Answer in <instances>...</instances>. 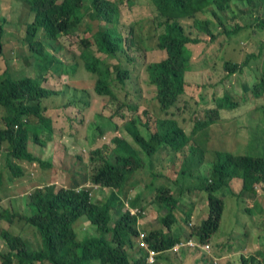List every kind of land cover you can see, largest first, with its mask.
Wrapping results in <instances>:
<instances>
[{
	"label": "trees",
	"instance_id": "trees-1",
	"mask_svg": "<svg viewBox=\"0 0 264 264\" xmlns=\"http://www.w3.org/2000/svg\"><path fill=\"white\" fill-rule=\"evenodd\" d=\"M15 1L23 2L30 7L32 18L25 26V41L31 51L28 58L39 66L34 65L37 76L26 75L16 78L9 67L0 74V109L4 111L0 124V156L2 154L5 157L2 159L3 163L0 161V219L10 223L16 217L24 219L36 229L40 243L39 246H34L29 240L2 229L0 237L3 238L7 249L4 252L0 251V264H149L147 249L138 244L141 239L147 241L151 247L161 250L172 246L179 238L156 229L148 233L142 231L139 219L143 217L144 191L136 189L140 184L135 175L148 167V163L162 161L167 155L168 159L161 165H164V162H171L173 167L175 161L173 158L182 154L184 157L181 166L176 170L177 175L185 176L187 171L185 168L188 166L191 167L193 174L197 173L202 177L195 189L207 196L206 218L198 225H189L191 230L188 234V237L192 236L202 243L209 242L212 245V237L220 227L225 210L221 190L231 188L232 182L239 179L242 181V194L247 192L248 195H257L260 192L264 194V154L216 150L214 160L207 165L208 174H202L203 171L199 169L205 153L208 152L207 146L201 147L199 137L203 136L209 141L208 131L214 124L222 121L221 113L238 107V101H235L228 92L215 94L212 100L214 108L203 109V115H197V111L191 125H186L188 126L186 128L180 126L178 120L166 119L163 116L156 118L152 115L151 117L155 119L144 123L142 116L135 114L139 106L129 104L127 101L118 103L117 101L122 99L116 90L117 87L121 92L131 89V73L128 67L123 66L120 54L125 52V47L131 50L130 48L136 45V35L140 52L152 51L154 48L165 52L163 59L150 62L145 66V71L148 75L147 83L154 86L160 111L163 115H168V111L177 105L189 86L186 77L193 67L192 50L189 45L202 43L203 40L199 36L201 34L208 36L209 43H214L223 34L232 38L246 29L264 32V0H239L244 1L248 7L246 11L239 10L238 13H233L230 18L225 16V12L232 8L236 0H150L155 16L154 13L147 17L144 15L138 18L139 20L133 19L130 25H125L121 21L123 13L121 6L126 4L129 5L128 9L133 7L136 4L133 0ZM246 16L254 20L242 25ZM148 20L152 23L151 32L156 39V46L148 44L152 37H144V30L139 26ZM214 21L219 24L218 29L214 27ZM79 28H85L84 32L87 34L84 39L80 38L82 50L79 57L85 70L96 76V94L109 97L110 102L115 103L120 110L127 107L130 109L127 112L131 115L129 117L127 113L120 115L119 110L111 113V108L105 107L104 111L114 121L111 122L124 133L122 136L113 137L112 147L105 146L92 151L91 160L99 162L92 167L93 174L88 177V171L74 173L75 169L72 168V175L81 177L70 176L73 180H70L67 186L53 181L45 182L42 187L26 192V195L19 191L17 192L21 194L19 204L24 200L25 204L21 205L26 206V212L13 211L10 206L2 204V200L5 199L2 190L6 185L10 189L11 181L24 175L25 170L17 161H39L43 168H48L52 172L55 166L54 171L62 175L58 166L59 160L53 156L57 154L56 146L48 143L55 134L53 118L45 114L48 108L42 104L45 99H51L53 96H66L68 91L53 90L45 86L48 80L46 75L44 77L45 63L54 62V67H59L53 68L54 74L62 73L65 66L63 53L60 54V59L54 58L49 53L52 48H48L47 44L59 42L61 38L77 32ZM122 28L127 32V38L118 31ZM2 29L3 26H0L1 34ZM94 46L102 56L95 53ZM1 51L0 43V53ZM106 57L117 60L116 64L112 66L107 63ZM253 57L255 55H247L242 62L227 60L224 68L228 75L225 77L243 72ZM134 58L130 61H134ZM71 63L68 67L70 72L74 73L78 63ZM202 87L205 85H197L198 89ZM253 93L255 97L264 96V70L260 83L254 85ZM75 99L70 98L66 107H78ZM200 99L204 103L202 96ZM84 105L88 104L84 102ZM144 112L149 115V111ZM154 122L158 125L157 129L151 128ZM142 127H145L146 132H151L148 138L142 133ZM60 130L63 131L62 128ZM98 132L101 136L106 134L101 128H98ZM31 140L35 145L45 147L47 160L35 158L29 152ZM251 144L249 141L247 146L255 149ZM61 150L66 151L65 148ZM151 173L152 180L145 184L146 187L155 186V181L165 175L164 172L155 169H152ZM89 179L92 185H88ZM179 179L180 177L174 180L176 185ZM62 180L64 181V178ZM94 185L110 189L109 195L103 200H93ZM177 187L179 196L170 195L171 188L163 184L154 187L156 188L154 197L158 204L168 210L160 217L162 228H172L177 221L175 207L179 204L182 193L188 189L181 183ZM134 188L137 192L131 198L129 206L126 203L128 206L126 207L121 194L127 196L128 191ZM13 199L15 198L9 197V201L12 202ZM83 218H86L90 227L83 226L78 229L77 224L82 222ZM83 230L85 232H80ZM244 256L242 259L246 264L264 263V252L261 250L247 260ZM153 264H160L157 258Z\"/></svg>",
	"mask_w": 264,
	"mask_h": 264
},
{
	"label": "rangeland",
	"instance_id": "rangeland-1",
	"mask_svg": "<svg viewBox=\"0 0 264 264\" xmlns=\"http://www.w3.org/2000/svg\"><path fill=\"white\" fill-rule=\"evenodd\" d=\"M133 1L136 4L129 9V5L125 4L121 6L123 10L121 21L123 24L130 25L133 19L139 20L144 15L147 17L150 16L149 14L154 13L155 16L154 7L153 5L151 6L150 0ZM247 7L244 1L236 0L233 2L232 8L225 12V16L230 18L233 13H238L239 10L246 11ZM225 16H223L224 20ZM246 17L242 23L240 22L242 25H247L254 20L250 16ZM31 18L30 7L23 2L0 0V26H3L2 34L0 32V43L2 45V51L0 53V74L9 67L12 75L16 78H21L26 75L37 76L35 66L38 67L39 65L34 60L31 59L30 61L28 58L31 51L25 41V26ZM2 20H5V22L3 23ZM214 24V27L218 29L219 24L216 21H214ZM139 26L144 30V37H152L148 41V44L150 46H156V39L153 38L151 32V21L148 20L140 23ZM230 27H233V25H230ZM84 29L79 28L77 32L61 38L59 42H48L47 44L48 48H52L49 53L54 58L60 59V54L63 53V64L65 66L62 73L54 74L53 68L58 69L59 67H54V62H46L44 77L46 75L48 80L45 86L53 90L68 91L66 96H53L51 99H45L42 104L48 108L45 114L53 118V127L57 130L63 129V131L55 132L54 137H51L52 139H49L48 142L51 146H56L57 154L53 156L56 160H59L60 165L58 166H60L59 169L62 171V175H60V172L54 171L55 166L52 172L48 168H43L39 161H17L23 166L25 170L24 175L11 181L9 185L12 191H9L10 189L7 188L8 185L2 190V193L5 194V199L2 200V204L4 206H10L13 211L19 210L23 213L26 212V206L21 205L25 204L24 200L23 202L21 200L19 204V196L21 195L17 193L19 191H22L23 194L28 191L32 192L36 187H42L46 184L45 182L53 181L59 182V185L67 186L69 181L73 180L72 177H81L72 175V168L75 169L74 173L83 170L88 171V177H90L94 172V168L92 167L99 164L96 160H91L92 151L105 146L112 147L111 142L113 137L118 135L122 136L124 133L123 130H118L111 122L113 120L104 111V108L109 106L111 113L115 112L114 110H119L118 114L126 115L127 113L128 117L131 115L130 112H127L130 109L128 110L127 107H123L120 110L115 103L110 102L109 97H102L96 94V76H93L85 70L84 64L79 57L82 50L80 38L84 39V37H87ZM118 31L123 37H128L124 28ZM199 36L203 40L202 43L189 45V48L192 50L193 66L192 71L187 73L186 77L189 86L184 96L180 97L177 105L168 111V115H163L160 111L154 86L147 83L148 75L145 71V66L150 62L163 59L165 52L157 48L144 53L140 52L139 41L136 35V45L131 47V50L125 47V52L120 54V60L123 66L128 67L131 73V89H126L121 92L117 87L116 90L119 98L122 99L121 101H117L118 103L127 101L129 104L139 106L135 114L142 116L144 123L155 119L151 117L154 115L156 118L158 116H163L166 119L174 118L178 120L179 125L182 127L191 125V120L197 111V115H203V109H207V107L214 108L212 100L215 94L221 95L223 92H228L230 96H233L234 100L238 101V107L221 113L223 116L222 121L214 124L208 131L209 141L203 136L199 137V141L202 144L201 147L207 146L208 148V152L205 153L199 169L203 171L202 174L207 175V165L211 164V161L214 160V151L216 150L231 153L249 151L252 154H264V96L262 98L255 97L253 93L254 85L260 83L264 70V32H255L252 29H246L232 38L223 34L214 43H209V38L205 34ZM93 50H95L97 55L102 56V54L97 52L95 46ZM251 54L255 55V57L250 60L249 65L243 72H237L225 77L228 75V72L224 68L227 60L242 62L246 59L247 55ZM135 55H138L136 59L134 58ZM131 58H134V61H130ZM105 59L112 66L117 62V60L110 57H106ZM71 62L78 63L74 73H71L68 67V65L72 64ZM220 83H222V86H220ZM197 85H205V87L198 89ZM74 89L78 90L77 93L74 92ZM81 90L86 92L83 93ZM201 96L204 98V103L200 101ZM70 98H76L75 101L79 106L66 107ZM84 102L88 105H84ZM144 111H149V115ZM3 113L4 111L0 109V124L3 121ZM157 127L158 125L154 122L151 128L157 129ZM98 128L104 130L106 134L101 136ZM141 131L145 137H149L151 134V132H146L145 127H142ZM249 141L258 150L250 149L247 146ZM62 148H65L66 151L61 150ZM29 152L35 158L47 160L46 155H44V148L35 145L32 140L29 144ZM158 154L162 153L158 152ZM167 157H164L162 161L156 160L148 163V167L143 168L135 175V179L140 184L136 189L138 191H144L143 217L156 220L160 213L166 214L168 211L166 208H162L159 212L158 207L160 205L154 197L156 192L155 186L163 184L171 188L169 191L170 195L179 196V188L177 186L181 183L190 190L186 189L182 193L179 204L175 207V214L178 217V222L176 223L177 225L183 224L186 227H189V225L193 226V223L198 225L206 218L207 210L206 194L203 192L199 193L195 189V186L199 184L202 177L197 175V173L193 174V171L190 170L191 167L188 166L185 168L187 170L185 176L177 175L176 170L181 166L184 155L179 154V157L176 155V158H173L175 160L173 167H171V162L166 163V165L164 162V165H161L163 161L168 159ZM4 158L1 154L0 161L2 163V159ZM169 158L171 160V155H169ZM152 169L164 172L165 175L155 181V186L146 187L145 184H148L152 180ZM60 176L61 178H59ZM178 177L180 179L178 185H176L174 180ZM63 178L64 181L62 180ZM87 183L88 185H92L91 179ZM109 190L100 185H94L92 199L103 200L109 195ZM137 190L135 188L133 190L130 189L127 196H125L126 194H121L122 198L125 199V204L127 203L129 206L130 200L134 197ZM221 196L225 201V210L220 227L212 237L214 253L219 257V262L217 263L246 264L242 256L245 255L244 257L247 260L257 251L261 250V252H264V210H262L264 207V194L261 192L257 195H248V192L242 194L241 182L235 179L232 182L231 188L226 187L221 190ZM9 197L15 198L13 199L14 201H9ZM21 197L23 199L24 195ZM127 204L126 207H128ZM188 215L190 219H188ZM142 218L140 219L142 220ZM88 224L86 218H83L82 222L77 224V228L80 229L83 226L89 228L90 224ZM2 229H7L13 234L29 240L34 246H39L40 236L38 232L32 225L26 223L24 219L16 217L12 223L0 219V233ZM84 230L80 232L83 233L85 232ZM82 233H80V236H82ZM244 242H247V244H243ZM6 249L7 245L3 238L0 237V251L4 252ZM182 252L180 255L186 259L188 252ZM195 252L198 260L193 261L190 258L187 261L180 260L173 264H204L206 261H210L209 263L216 262V259L214 260L212 257L208 259L210 254L203 258L199 251ZM178 258H181V256H174L173 260L175 261ZM247 264L250 263L247 262Z\"/></svg>",
	"mask_w": 264,
	"mask_h": 264
},
{
	"label": "crops",
	"instance_id": "crops-1",
	"mask_svg": "<svg viewBox=\"0 0 264 264\" xmlns=\"http://www.w3.org/2000/svg\"><path fill=\"white\" fill-rule=\"evenodd\" d=\"M58 130L57 129H55V132H57ZM60 131V130H59ZM46 153H45V147H44V155H45ZM166 163L167 162H165V165H166ZM239 180V179H238ZM240 182H241V187H242V181L241 180H239ZM179 201H180V199H179ZM158 208H162V205H160ZM132 210H135V209H132ZM159 212H160V209H159ZM163 214H159L158 215V217L156 218V220H150V218L148 217V218H145V217H143L142 218V220L141 219H139V224H140V228L141 229H143L142 231H145V232H150V231H152V230H159V231H163V233H165V234H167V235H172V236H175V237H177V238H179V240H181V239H187V238H189L188 237V233L190 232V228L187 226H183V224H180V225H177V223L176 222H178V217H177V215H176V217H177V221L175 222V225L173 226L172 225V228L170 227H168V228H166V227H161L162 226V223H161V219H160V217L162 216ZM192 220V219H191ZM193 221V220H192ZM194 222V221H193ZM190 224H192V223H190ZM193 225H195V223H193ZM188 230H189V232H188ZM246 241H248V240H246ZM251 243V242H250ZM139 246H140V241H139ZM211 244V243H210ZM243 244H247V242H244ZM141 247V246H140ZM215 250H217L216 248H215ZM188 252L186 255V259H184L183 258V256L182 255H180L181 254V252ZM181 252H173L172 250H171V246L170 247H168V248H165V249H161V250H159V253H158V255H157V259H158V262L160 263V264H169V263H177L176 261H180V260H182V261H187V260H189L190 258L193 260V261H196V260H198V256H196V252L195 251H199L200 253H201V255L203 256V258H205V256L206 255H209L208 256V259H210L211 257L212 258H214V260L216 259V261L217 262H219V260H218V256H216L215 255V253H214V247H213V243H212V245H211V251L209 252V253H205L204 251H202L200 248H184L183 250H182ZM182 252V253H183ZM177 255H179V256H181V258H178L177 260H173V258H174V256H176L177 257ZM203 258H201V260L203 259ZM210 262V261H209ZM201 264V263H200ZM205 264V263H204Z\"/></svg>",
	"mask_w": 264,
	"mask_h": 264
},
{
	"label": "built area",
	"instance_id": "built-area-1",
	"mask_svg": "<svg viewBox=\"0 0 264 264\" xmlns=\"http://www.w3.org/2000/svg\"><path fill=\"white\" fill-rule=\"evenodd\" d=\"M140 246L145 247L147 249L148 255H147V263L153 264L157 258V255L159 253V250L151 247L150 244L145 241L144 239L140 241ZM184 248H200L205 253H209L211 251V245L209 242L202 243L192 236L187 239H181L175 242L171 246V250L173 252H181ZM217 263V261L215 262ZM205 264H210L208 261L205 262Z\"/></svg>",
	"mask_w": 264,
	"mask_h": 264
}]
</instances>
